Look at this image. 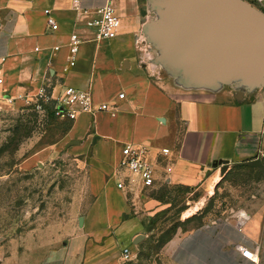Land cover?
<instances>
[{"label":"crops","instance_id":"obj_1","mask_svg":"<svg viewBox=\"0 0 264 264\" xmlns=\"http://www.w3.org/2000/svg\"><path fill=\"white\" fill-rule=\"evenodd\" d=\"M108 1L121 17V27L114 38L95 39L72 0H0V97L33 96L45 85L58 94L68 85L90 88L97 104L114 107L79 115L69 135L77 150L90 151L94 164L109 168L115 184L111 190L118 192V199L100 224L99 214L91 218L103 194V188L99 190L88 209L91 213L85 214L90 218L83 219L74 234L51 248L38 264H137L141 260L140 247L133 240L144 233V224L139 216H128L127 195L113 177L125 143L146 144L153 160L161 147L170 148L169 182L190 186L207 187L221 170L219 160L228 161L229 167L250 165L259 158L264 91L246 88L242 57L222 59L217 71L204 66L213 74L212 84H188L182 74L173 84L157 81L141 62L152 50L150 36L160 18L153 15L157 11L152 0H82L81 5L95 10ZM246 1L263 11L264 0ZM45 10L57 29L50 30ZM72 33L82 38L74 55ZM70 56L74 64L65 70ZM130 220L142 225L135 227ZM260 228L251 218L211 219L176 233L163 243L151 264H258ZM125 247L132 252L129 260L123 257Z\"/></svg>","mask_w":264,"mask_h":264},{"label":"rangeland","instance_id":"obj_2","mask_svg":"<svg viewBox=\"0 0 264 264\" xmlns=\"http://www.w3.org/2000/svg\"><path fill=\"white\" fill-rule=\"evenodd\" d=\"M167 10L182 12L177 5H167ZM153 15L159 17L160 12ZM180 23L178 18L166 24L169 35L163 47L150 41L152 50L141 58L145 72L157 81L173 84L181 79L169 65L170 54L177 50L170 45L174 42L170 33ZM31 98L1 101L0 264H38L45 253L79 228L80 217L90 218L85 214L99 190L103 188V194L91 218L99 214L100 224L107 220L110 204L119 195L111 190L115 184L109 168L94 164L90 151L82 153L73 146L72 121L54 115V102L40 109L37 98ZM260 161L262 166L234 164L223 174L219 170L207 187L162 178L153 189L127 195L128 216H139L144 224L145 237L135 244L142 253L137 264H151L161 243L176 233L222 217L260 223L256 263L264 264V157ZM169 162H160L163 177ZM130 224L142 225L133 220Z\"/></svg>","mask_w":264,"mask_h":264},{"label":"water","instance_id":"obj_3","mask_svg":"<svg viewBox=\"0 0 264 264\" xmlns=\"http://www.w3.org/2000/svg\"><path fill=\"white\" fill-rule=\"evenodd\" d=\"M151 4L160 12V18L150 40L160 48L169 35L165 25L181 19L179 28L170 33L174 36L170 45H175L177 50L170 54L169 65L177 74L184 76L185 83L205 81L212 84L213 74L204 66L217 71L222 59L240 56L246 88H264L263 11L246 0H152ZM167 5H177L182 12L165 11ZM217 162L223 174L229 162ZM248 163L262 166L260 159ZM79 223H83V217L79 218ZM144 237V234L137 235L134 243H139Z\"/></svg>","mask_w":264,"mask_h":264},{"label":"built area","instance_id":"obj_4","mask_svg":"<svg viewBox=\"0 0 264 264\" xmlns=\"http://www.w3.org/2000/svg\"><path fill=\"white\" fill-rule=\"evenodd\" d=\"M73 6L79 9L80 19L84 21L87 29H90L94 33L95 39L114 38L118 35L119 27H121V17L117 14L114 6L111 2H107L103 6L91 10L87 7H82V0H72ZM264 8V6H263ZM47 13V22L50 26V30L58 28L55 20L49 13V10H45ZM264 12V9H263ZM82 42V38L77 33H72L70 36V52L74 55L79 44ZM58 47H55L57 50ZM69 66L65 70L71 68L74 64V59L70 56ZM0 78V83L2 82ZM264 91V88H262ZM124 92L119 94L120 98L124 97ZM36 97L38 100L37 107L42 108L48 103L54 102V106L51 111L54 115L61 119H68L74 121L81 114H94L96 111H106L112 109L108 103L97 104L94 100L92 91L90 88L81 89L74 86L65 85L63 89L58 93H54V88L49 85L43 86L35 95H20L22 100L30 101ZM13 100L10 96L0 97L1 101ZM260 148L259 158L264 157V125L260 131ZM171 154V150L168 147H161L156 153L154 160L152 159L151 148L146 144L125 143L121 147V158L118 162V167L113 173V177L116 181V185L119 190L123 191L126 195H139L144 190L158 186L159 182L164 178V181L169 182L168 172L170 167L166 168L165 176H162L160 168L163 167L162 161L166 160ZM124 259L129 260L132 252L128 247L123 249ZM252 260H256L253 254L249 256Z\"/></svg>","mask_w":264,"mask_h":264},{"label":"trees","instance_id":"obj_5","mask_svg":"<svg viewBox=\"0 0 264 264\" xmlns=\"http://www.w3.org/2000/svg\"><path fill=\"white\" fill-rule=\"evenodd\" d=\"M170 238H171V237H170ZM170 238H169V239H170ZM169 239H167V240H169ZM167 240H166V241H167ZM166 241H165V242H166ZM165 242H163V243H165ZM163 243H161V244L163 245ZM162 245H161V246H162Z\"/></svg>","mask_w":264,"mask_h":264},{"label":"bare ground","instance_id":"obj_6","mask_svg":"<svg viewBox=\"0 0 264 264\" xmlns=\"http://www.w3.org/2000/svg\"><path fill=\"white\" fill-rule=\"evenodd\" d=\"M196 208V207H195ZM192 212V211H191ZM190 213V212H189ZM190 215V214H189Z\"/></svg>","mask_w":264,"mask_h":264}]
</instances>
